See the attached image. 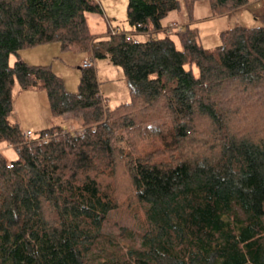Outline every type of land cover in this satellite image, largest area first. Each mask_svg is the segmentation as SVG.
I'll use <instances>...</instances> for the list:
<instances>
[{"label": "trees", "instance_id": "obj_1", "mask_svg": "<svg viewBox=\"0 0 264 264\" xmlns=\"http://www.w3.org/2000/svg\"><path fill=\"white\" fill-rule=\"evenodd\" d=\"M200 2L220 15L250 0H126L130 29L102 37L86 17L97 0H0V143L16 152L0 150V264H264V25L222 30L212 47L188 21L162 31L169 12L191 20ZM52 42L91 53L75 92L21 58ZM101 57L128 87L113 108ZM15 82L82 128L27 137L9 119ZM129 207L133 228L113 223Z\"/></svg>", "mask_w": 264, "mask_h": 264}, {"label": "rangeland", "instance_id": "obj_2", "mask_svg": "<svg viewBox=\"0 0 264 264\" xmlns=\"http://www.w3.org/2000/svg\"><path fill=\"white\" fill-rule=\"evenodd\" d=\"M98 3L101 7V12H87L86 17L88 20L90 31L95 34L96 37H102L104 33H107L110 29V27L117 28L119 30H123L124 28H128L129 24L126 20V0H98ZM253 5L255 9H252L253 7L249 5ZM254 10V11H252ZM180 11L179 13H181ZM172 14H178L177 11H171L168 13L167 17ZM180 18V16H178ZM220 18V29L219 30H225L226 28H230L232 26L236 25H243L247 27H253V26H260L264 25V7L262 0H250L248 5L245 8L238 9L233 14L229 16V22L227 25L222 22ZM175 21V20H173ZM217 21V20H212ZM212 21H207L206 23H209L210 26H213ZM182 23L184 27V22L177 21ZM183 29V28H182ZM181 30V29H180ZM216 41L214 43H206L207 46H215L219 42V34L216 35ZM149 34L148 33H133L132 38L136 41H144L148 39ZM176 45L179 47V42L176 36H172ZM210 44V45H208ZM43 47H52L51 48H45L49 49L51 52L49 54V57L46 59H43L39 61L36 57L37 53H42L44 55V48ZM32 51V52H27ZM39 51V52H37ZM29 53L30 55H26L25 60L29 64H50L53 71H55L57 74H59L65 84V87L67 90L71 92L77 91L79 76H80V69L79 64L75 63L72 59L65 55H81L86 54V52H72L67 51L68 54H64V52H61L60 46L57 42L47 43V44H40L33 47L25 48L20 51V55ZM56 55V56H55ZM59 55V56H58ZM106 58L101 57L97 58L95 60V70H100V73L103 74L102 77L97 74L99 87L104 92V94L107 96V106L109 108H113L115 105L126 102L128 100V87L126 80L124 78L122 69L116 65H114L111 62H108L111 67H113L110 71H108L104 63H106ZM29 60V61H28ZM13 61V58H10V62ZM38 62V63H35ZM98 64V65H97ZM31 92H27V90H20V94H17V92H13V107H14V116L17 117L18 115L21 117V119L27 124L33 125V121L36 119L39 120V116L36 113L33 116L34 110H30L29 104L33 105V96L34 94H29ZM122 94L126 96V99H120L122 98ZM35 99V97H34ZM36 100V99H35ZM44 102V101H43ZM47 103L45 101V107L47 106ZM42 108V103L36 102ZM44 107V106H43ZM49 107V106H48ZM69 119L72 121L74 119H78V127L75 128L73 126H69L70 131H77L82 128V121L79 118H73L69 116ZM36 127L30 128L31 132L36 135L39 131L36 130ZM66 129V128H65ZM123 138L120 136L116 139V145L118 147L124 146ZM0 150L1 153L4 155L6 160H11L16 157V152L9 146H7L4 143H0ZM129 209H118L114 210L112 213V221L113 223H120L123 224L124 228H133V222L132 219L129 216ZM118 229V228H117ZM116 227H112V231L118 233ZM128 241V240H124Z\"/></svg>", "mask_w": 264, "mask_h": 264}, {"label": "crops", "instance_id": "obj_3", "mask_svg": "<svg viewBox=\"0 0 264 264\" xmlns=\"http://www.w3.org/2000/svg\"><path fill=\"white\" fill-rule=\"evenodd\" d=\"M98 1V0H97ZM248 4H246L243 7H240L238 9L241 8H245ZM251 7H253V5H249ZM238 9L226 12L224 14H220V15H212L210 12V7L208 5L207 2H200L195 4L193 11H192V18L191 20H188L182 13H178V14H172L169 15L168 17H166L164 19V24H167L170 21H181V22H189L190 25L192 26H196L198 29V33H199V40L200 42L206 46V43H214L216 41V35L217 33L219 34L220 31V18H224L221 19L222 22H224L226 25L229 22V16L231 14H233L235 11H237ZM252 9H255L254 7ZM254 11V10H252ZM178 16H180V18H178ZM212 20H217V21H212ZM207 21H212L213 26H210L209 23H206ZM130 26H128V28H124L123 30H129ZM228 29V28H226ZM210 45V44H208ZM210 47V46H207ZM44 49V55L42 53H37L36 57L39 61L46 59L47 57H49L50 54V50L49 49H45V48H51V50L53 51L52 47H43ZM27 52H32V51H27ZM39 52V51H37ZM61 52H64L61 50ZM64 54H68L67 51H65ZM26 55H30L29 53H25L22 54L21 57H23L24 59L26 58ZM85 54H81V55H65L67 57H69L70 59H72L73 61H75V63H78L80 66V63L83 59ZM56 56V55H55ZM59 56V55H58ZM106 58V63H104L105 68L110 71L113 67H111V65H109L108 62H111L107 57ZM29 61V60H28ZM38 63V62H35ZM95 63V61H94ZM112 63V62H111ZM95 65V64H94ZM98 65V64H97ZM78 66V67H79ZM113 70V69H112ZM98 74V76L100 75L102 77L103 74L100 73V70L96 71V75ZM98 78V77H97ZM100 89V87H99ZM13 92H17V94H20V89H19V85L15 82L13 89H12V97H13ZM27 92H31L29 94H34V92H36V95H32L33 96V105H28L30 110H34L35 112L33 113V116L37 113L39 116V120L36 122L35 120L33 121V125L27 124V122L24 123V121L21 119V117L18 115L17 117H15L13 114L14 112V107L12 108V111L10 113L9 119L11 121H15L17 122L20 127L26 131V130H30V128L32 127H36L37 131H40L41 129L53 126V125H58L61 126L63 128L69 129V126H73L75 128H77L79 125V120L78 119H74V120H70L69 116H52L48 107V103L47 106L45 107V101H47V96L45 91L43 90H27ZM100 93H102L106 98L107 96L104 94V92L100 89ZM35 97V99H34ZM120 99H126V96L124 94H122V98ZM38 101V103H42V108H40V106L38 104H36V102ZM44 101V102H43ZM44 106V107H43Z\"/></svg>", "mask_w": 264, "mask_h": 264}, {"label": "built area", "instance_id": "obj_4", "mask_svg": "<svg viewBox=\"0 0 264 264\" xmlns=\"http://www.w3.org/2000/svg\"><path fill=\"white\" fill-rule=\"evenodd\" d=\"M263 2V7H264V0H262ZM183 28V25L182 23L180 22H177V21H170L168 22L164 27H163V30L162 31H165L166 33H172L176 30H180ZM122 32V30H119L117 28H113V27H110L108 33L111 34V35H115V34H118ZM129 35H130V32H125V36L126 38H129ZM92 65V60H91V53L90 51L89 52H86V54L84 55L81 63H80V66L82 67H89ZM24 134L29 137V138H35V139H42V140H45L46 136H43V137H39L38 134L34 135L31 131L29 130H26L24 131ZM8 166H11V163L8 162Z\"/></svg>", "mask_w": 264, "mask_h": 264}]
</instances>
